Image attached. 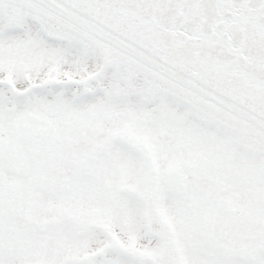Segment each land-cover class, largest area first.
Returning a JSON list of instances; mask_svg holds the SVG:
<instances>
[{
  "label": "snow or ice",
  "instance_id": "6c2138e0",
  "mask_svg": "<svg viewBox=\"0 0 264 264\" xmlns=\"http://www.w3.org/2000/svg\"><path fill=\"white\" fill-rule=\"evenodd\" d=\"M0 264H264V0H0Z\"/></svg>",
  "mask_w": 264,
  "mask_h": 264
}]
</instances>
